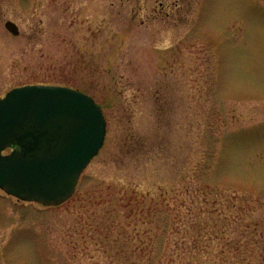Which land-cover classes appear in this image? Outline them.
<instances>
[{
  "label": "rangeland",
  "instance_id": "rangeland-1",
  "mask_svg": "<svg viewBox=\"0 0 264 264\" xmlns=\"http://www.w3.org/2000/svg\"><path fill=\"white\" fill-rule=\"evenodd\" d=\"M57 82L102 106L104 144L63 203L0 188V264H143L110 211L134 188L202 207L205 248L170 209L163 264H264V0H0V97Z\"/></svg>",
  "mask_w": 264,
  "mask_h": 264
},
{
  "label": "water",
  "instance_id": "water-1",
  "mask_svg": "<svg viewBox=\"0 0 264 264\" xmlns=\"http://www.w3.org/2000/svg\"><path fill=\"white\" fill-rule=\"evenodd\" d=\"M5 26L20 33L12 20ZM106 131L103 108L80 89L45 83L11 88L0 97V188L20 200L63 203Z\"/></svg>",
  "mask_w": 264,
  "mask_h": 264
},
{
  "label": "trees",
  "instance_id": "trees-1",
  "mask_svg": "<svg viewBox=\"0 0 264 264\" xmlns=\"http://www.w3.org/2000/svg\"><path fill=\"white\" fill-rule=\"evenodd\" d=\"M57 83L62 85H71L69 83L63 82ZM82 183L83 181L80 183V185ZM167 191L168 190L163 191L157 198H155L156 195L152 193L151 189L142 191L134 188L129 192L126 191L127 193L125 192L126 195L122 197L123 201L121 205L118 204L116 207L110 210L115 211V214L118 216L120 215L119 213H121L125 218L128 219L127 224L123 226L126 236L123 243L125 245V249H128L129 247H135L136 249H139L141 258L147 256L146 259L144 258L143 264H156L157 262L163 264V258L167 256V253H171L169 249L173 243L178 247L183 245L186 248L192 247L197 249V253H201V250L206 246L204 243L205 240L202 236L205 226L203 225L204 223L201 217L202 207L198 205L199 200L193 198L188 203L187 207V199L184 196H181L179 192H176L173 195L175 202L174 207L164 206L165 204H172L171 199L166 195ZM177 207H179V209H177ZM181 207H184L183 211H181ZM170 209L176 210L180 220L183 221L185 219L184 222L187 220V215H189L191 226L194 230L191 240H186L183 237L182 239L171 243L172 240L168 236L170 226L172 224ZM134 216H136V219L141 220L143 227L140 225V228L137 227V223H131ZM113 221L115 222V218ZM129 224L132 225L130 226ZM153 227H155V229ZM136 229L141 235V238L139 239H135L131 233H128L131 230ZM188 231L189 230L187 229L184 230L186 234ZM130 257L131 255H126L127 260H129ZM239 259H241V257ZM147 260H149V262H147ZM127 264L134 263L133 261H130L127 262Z\"/></svg>",
  "mask_w": 264,
  "mask_h": 264
}]
</instances>
